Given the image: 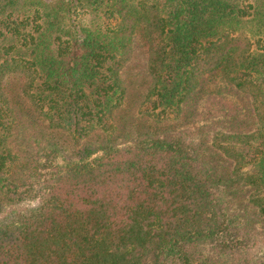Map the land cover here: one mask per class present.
I'll use <instances>...</instances> for the list:
<instances>
[{
    "label": "trees",
    "instance_id": "obj_1",
    "mask_svg": "<svg viewBox=\"0 0 264 264\" xmlns=\"http://www.w3.org/2000/svg\"><path fill=\"white\" fill-rule=\"evenodd\" d=\"M0 264H264V0H0Z\"/></svg>",
    "mask_w": 264,
    "mask_h": 264
},
{
    "label": "rangeland",
    "instance_id": "obj_2",
    "mask_svg": "<svg viewBox=\"0 0 264 264\" xmlns=\"http://www.w3.org/2000/svg\"><path fill=\"white\" fill-rule=\"evenodd\" d=\"M147 66V52L146 48L140 46V44L135 45L134 52L132 54V60L128 64L130 67V73L133 74V78L142 77V70Z\"/></svg>",
    "mask_w": 264,
    "mask_h": 264
}]
</instances>
